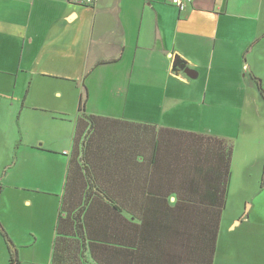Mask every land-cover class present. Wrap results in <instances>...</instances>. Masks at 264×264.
Here are the masks:
<instances>
[{
    "label": "crops",
    "instance_id": "obj_1",
    "mask_svg": "<svg viewBox=\"0 0 264 264\" xmlns=\"http://www.w3.org/2000/svg\"><path fill=\"white\" fill-rule=\"evenodd\" d=\"M254 76L264 86V0H193L183 8L171 0H0V223L20 264H54L86 89V112L109 118L99 120L92 140L89 160L102 175L90 183L120 189L112 201L96 200L130 204V222L156 225L162 247H146L159 256L151 264H194L197 238L193 252L182 254L181 238L163 227L215 226L225 196L215 259L230 247L222 228L258 248L264 99ZM237 156L261 168L248 173L246 196L232 205ZM125 190L145 195L123 196ZM40 197L58 201L57 215L46 211V223L27 224L17 207L26 206L31 219ZM1 235L0 264H10ZM129 236L135 250L141 236ZM247 261L264 264V252H249Z\"/></svg>",
    "mask_w": 264,
    "mask_h": 264
},
{
    "label": "trees",
    "instance_id": "obj_2",
    "mask_svg": "<svg viewBox=\"0 0 264 264\" xmlns=\"http://www.w3.org/2000/svg\"><path fill=\"white\" fill-rule=\"evenodd\" d=\"M254 80L264 99V86L261 78L254 76ZM88 97L89 93L86 89L79 103V116L76 118L74 147H72L65 193L62 197L58 222L56 223L57 237L54 240L53 262L54 264H151L159 256L155 252H152L153 256L148 255L146 247L149 246L151 249L157 246L162 247L155 240L159 233L156 225H152L151 223L147 225L144 222L139 226L130 222L124 215V212L130 213V204L122 202L106 203L96 200L99 195L105 196L108 200L112 201L120 189L90 183L93 177H100L102 175V172L96 168L97 166L89 160L92 159L90 158V151L96 140L94 138L97 136L95 132L99 129V120L109 118L87 113L85 102L88 100ZM88 129H93V132L89 135L87 146L84 148L80 159L79 141L83 132H86ZM95 146L97 145L95 144ZM231 152L232 149L230 148L228 154L229 161L231 160ZM229 161L227 167L228 182L230 180ZM105 175L108 177L112 174L106 172ZM140 192L125 190L121 194L126 196L132 193V197H143L145 194L143 191ZM225 194H227V189ZM225 198L226 196L222 198L220 213H222V209L225 207ZM220 213L216 219L215 226L198 227L176 224L165 225L163 228L167 229L168 233L166 232V234H169L171 239L175 237L176 240H180L179 238H181L180 244L184 247L182 254L193 252V249L190 247L194 243L193 238L196 237L197 241L194 249L196 248L197 255L193 258L194 264H213L220 228ZM95 216L98 218L94 221ZM196 227L198 231L197 236L194 233V228ZM129 230L130 233L132 230L134 235L139 233L141 236L140 244L135 249L136 252L131 248L134 245L130 242L131 236H129ZM0 233L6 240L10 250V264H20L17 254L18 250L1 223ZM166 234L164 235L167 237ZM158 239L162 240L164 238L163 236H158ZM166 246L167 244L164 245V247Z\"/></svg>",
    "mask_w": 264,
    "mask_h": 264
},
{
    "label": "rangeland",
    "instance_id": "obj_3",
    "mask_svg": "<svg viewBox=\"0 0 264 264\" xmlns=\"http://www.w3.org/2000/svg\"><path fill=\"white\" fill-rule=\"evenodd\" d=\"M91 132H93V129H88L86 132H83V135L80 138V141H79L80 147H78L80 150V153H81L79 155L80 159L82 157V153H83L84 148L87 146L88 138H89V135L91 134ZM251 151L254 152L255 150H251ZM259 151L260 150L257 149V153ZM240 152H239V154H240ZM248 152H249V149L247 147H244L243 153L247 154ZM241 157L240 156L236 157V162H235L236 166L234 167L235 183L233 184V196L231 198L232 205H234L235 202H237L242 197L246 196L244 193L245 190H243V189L245 187V183H247L248 173L249 172L253 173L257 170L259 172V169L261 168V166L259 164L257 165L256 163L252 164L250 166L247 165L245 161L241 160ZM3 171H5V170H3ZM263 172H264V167L262 170V174H263ZM261 182H262L261 185L264 186L263 185V176H262ZM256 190L258 191L257 188H256ZM247 191H248L247 193L250 197H252V195L255 193V189H253V187L251 186L250 183H249V188ZM40 198H42V199H38L37 202L35 203L34 207H31V209H30L31 213L35 214V216L32 215L31 219H29V217L26 215V211H28L26 206H18L17 207L22 211V213L25 217L23 219L26 220L27 224H31V225L34 224L36 226H41V224L46 223L45 222V219L47 217V215L45 213L46 211L49 212L48 215L52 214V212H53V217L55 219V217L57 215L58 201L53 200L51 198L50 202H48V200H46L44 197H40ZM227 229H228V227L222 228L223 235L226 236V238L229 240L228 247H229V245H230V247L228 248L227 253H225V254L224 253L221 254L220 251L218 252V256L215 259L214 264H237V263L251 264V261L250 262L247 261V256H248L249 252H255V253L260 252V251L264 252V238H263L262 244L259 245L257 248V243H256L255 247H253L254 250H252V247L250 246L252 240H249L247 242V240L243 239L241 242L240 241L238 242L237 238H234L235 239V242H234V239L232 238V236H229V237L227 236V235H229ZM1 237H2V235H1ZM40 241H41L40 245L42 246L43 252H44L46 248L48 249L49 244H48V242H46V240L44 238ZM18 251H19V248H18ZM24 253L26 254L27 252H24ZM26 256L30 257V254L27 253ZM237 257H239L240 259H237ZM18 259H19V257H18ZM24 264H28V263L25 262Z\"/></svg>",
    "mask_w": 264,
    "mask_h": 264
},
{
    "label": "built area",
    "instance_id": "obj_4",
    "mask_svg": "<svg viewBox=\"0 0 264 264\" xmlns=\"http://www.w3.org/2000/svg\"><path fill=\"white\" fill-rule=\"evenodd\" d=\"M86 3L93 4L94 0H84ZM193 0H171V2L180 7L183 8L187 2H192Z\"/></svg>",
    "mask_w": 264,
    "mask_h": 264
},
{
    "label": "water",
    "instance_id": "obj_5",
    "mask_svg": "<svg viewBox=\"0 0 264 264\" xmlns=\"http://www.w3.org/2000/svg\"><path fill=\"white\" fill-rule=\"evenodd\" d=\"M180 57H176L175 58V65L176 66H179L180 65V59H179ZM0 191H1V187H0Z\"/></svg>",
    "mask_w": 264,
    "mask_h": 264
}]
</instances>
